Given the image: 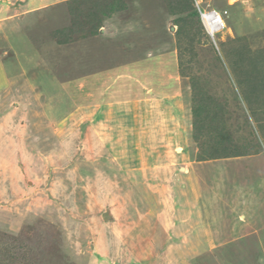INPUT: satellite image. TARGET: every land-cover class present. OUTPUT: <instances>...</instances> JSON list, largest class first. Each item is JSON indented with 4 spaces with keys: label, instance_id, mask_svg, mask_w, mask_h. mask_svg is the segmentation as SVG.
Listing matches in <instances>:
<instances>
[{
    "label": "rangeland",
    "instance_id": "374dc122",
    "mask_svg": "<svg viewBox=\"0 0 264 264\" xmlns=\"http://www.w3.org/2000/svg\"><path fill=\"white\" fill-rule=\"evenodd\" d=\"M119 1L6 23L0 264H264V0Z\"/></svg>",
    "mask_w": 264,
    "mask_h": 264
},
{
    "label": "crops",
    "instance_id": "0c3cea01",
    "mask_svg": "<svg viewBox=\"0 0 264 264\" xmlns=\"http://www.w3.org/2000/svg\"><path fill=\"white\" fill-rule=\"evenodd\" d=\"M67 0H20L19 2H6V0H3V3L0 4V68L3 64V60L5 59V55L7 54V42L8 40L3 36V34L6 33L7 29L6 23L8 22H19L23 19H26L27 16L34 12H40L43 11L45 14L49 11H52V9H56V7H63V4H66ZM9 4L11 6L16 5V11H18V14L12 15L8 14L6 9H9ZM46 16V15H45ZM47 18V16H46ZM65 28V27H64ZM61 30V29H59ZM6 36V35H5ZM94 36V35H93ZM7 40V41H6ZM7 81V80H6ZM1 88V87H0ZM1 93V91H0ZM194 166V165H191ZM198 166V165H197ZM191 177L194 179L193 181V187L195 190H198L199 185V175L195 174L194 170L191 173ZM193 189V190H194ZM187 204V203H185ZM186 215V214H184Z\"/></svg>",
    "mask_w": 264,
    "mask_h": 264
},
{
    "label": "trees",
    "instance_id": "16d2710c",
    "mask_svg": "<svg viewBox=\"0 0 264 264\" xmlns=\"http://www.w3.org/2000/svg\"><path fill=\"white\" fill-rule=\"evenodd\" d=\"M75 1H78V0H71L70 2H67V1L66 2L67 3H71V2H75ZM74 4H76V3H74ZM120 7H121V3H120L119 0H111V2L106 7H104L103 9H101V15L103 17H105V18H108L110 16L112 17V15L114 14V12H116ZM196 10H194L192 14L195 15L199 19V13ZM71 22H72V20H70V17H69V24L70 25L72 24L74 26V22H72V23ZM90 23H92V24L95 23V24H94V28H92L94 30L91 29L89 34H92V35L99 34L100 33L99 28L101 26V25H99L100 24V21L99 22H96L95 21V22H90ZM71 32L72 31H69L68 34L71 35Z\"/></svg>",
    "mask_w": 264,
    "mask_h": 264
},
{
    "label": "built area",
    "instance_id": "2783aa9c",
    "mask_svg": "<svg viewBox=\"0 0 264 264\" xmlns=\"http://www.w3.org/2000/svg\"><path fill=\"white\" fill-rule=\"evenodd\" d=\"M200 15H201L202 21L204 22L207 28V32L210 33L211 35L214 32L223 29L224 27L223 20L220 14L216 12L215 10H209L206 12L200 11Z\"/></svg>",
    "mask_w": 264,
    "mask_h": 264
},
{
    "label": "clouds",
    "instance_id": "9594fccd",
    "mask_svg": "<svg viewBox=\"0 0 264 264\" xmlns=\"http://www.w3.org/2000/svg\"><path fill=\"white\" fill-rule=\"evenodd\" d=\"M195 1H196V4L198 5L199 2H198L197 0H195ZM197 11H198V13H199L200 20H201V22H202V24H203V26H204V22H203L202 19H201L200 11H201V12H206V11H205V10H202V9H200V8H199V9L197 8ZM207 11H209V10H207ZM216 12H217V11H216ZM221 18H222V17H221ZM222 20H223V19H222ZM223 23H224V20H223ZM207 33H208V32H207ZM208 34H210V33H208Z\"/></svg>",
    "mask_w": 264,
    "mask_h": 264
},
{
    "label": "water",
    "instance_id": "95a60500",
    "mask_svg": "<svg viewBox=\"0 0 264 264\" xmlns=\"http://www.w3.org/2000/svg\"><path fill=\"white\" fill-rule=\"evenodd\" d=\"M108 217H109L108 212H104V213H102V218H103V219H107Z\"/></svg>",
    "mask_w": 264,
    "mask_h": 264
}]
</instances>
